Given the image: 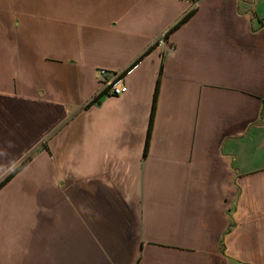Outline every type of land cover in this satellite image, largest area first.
Here are the masks:
<instances>
[{"label":"crops","instance_id":"0c3cea01","mask_svg":"<svg viewBox=\"0 0 264 264\" xmlns=\"http://www.w3.org/2000/svg\"><path fill=\"white\" fill-rule=\"evenodd\" d=\"M2 182L0 264H264V0H0Z\"/></svg>","mask_w":264,"mask_h":264},{"label":"built area","instance_id":"2783aa9c","mask_svg":"<svg viewBox=\"0 0 264 264\" xmlns=\"http://www.w3.org/2000/svg\"><path fill=\"white\" fill-rule=\"evenodd\" d=\"M160 44L163 43V40L159 41ZM101 76L105 77L103 81V89L108 96H119L125 91L123 85V79L120 75H113L110 79L107 78V73L101 71Z\"/></svg>","mask_w":264,"mask_h":264},{"label":"trees","instance_id":"16d2710c","mask_svg":"<svg viewBox=\"0 0 264 264\" xmlns=\"http://www.w3.org/2000/svg\"><path fill=\"white\" fill-rule=\"evenodd\" d=\"M191 12L190 13H188L187 15H185L181 20H180V22L177 24V25H181L182 23H184L190 16H191ZM24 165V163H22L21 164V166H23ZM4 184V182H2L1 184H0V186L1 185H3Z\"/></svg>","mask_w":264,"mask_h":264}]
</instances>
